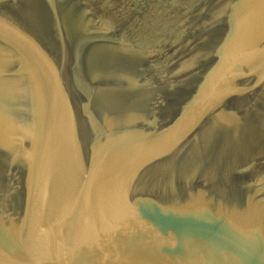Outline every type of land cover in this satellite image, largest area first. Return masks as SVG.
<instances>
[{"label": "water", "instance_id": "1", "mask_svg": "<svg viewBox=\"0 0 264 264\" xmlns=\"http://www.w3.org/2000/svg\"><path fill=\"white\" fill-rule=\"evenodd\" d=\"M0 264H264V0H0Z\"/></svg>", "mask_w": 264, "mask_h": 264}]
</instances>
